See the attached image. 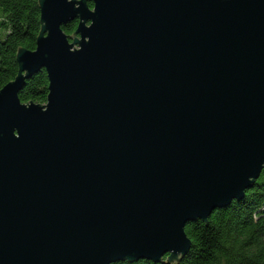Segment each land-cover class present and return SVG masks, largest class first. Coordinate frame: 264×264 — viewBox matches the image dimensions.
Wrapping results in <instances>:
<instances>
[{
	"label": "water",
	"instance_id": "1",
	"mask_svg": "<svg viewBox=\"0 0 264 264\" xmlns=\"http://www.w3.org/2000/svg\"><path fill=\"white\" fill-rule=\"evenodd\" d=\"M38 2L0 91V264L178 263L264 169V0Z\"/></svg>",
	"mask_w": 264,
	"mask_h": 264
},
{
	"label": "trees",
	"instance_id": "2",
	"mask_svg": "<svg viewBox=\"0 0 264 264\" xmlns=\"http://www.w3.org/2000/svg\"><path fill=\"white\" fill-rule=\"evenodd\" d=\"M39 0H0V91L14 80L19 71L20 47L36 49L41 29ZM90 7L94 4L89 2ZM78 20L63 26L72 36ZM49 79L45 70L34 73L25 83L22 102L47 103ZM191 239L189 252L178 262L165 260H121L112 264H264V169L260 178L247 190L242 201L214 211L208 221L197 219L187 227Z\"/></svg>",
	"mask_w": 264,
	"mask_h": 264
},
{
	"label": "rangeland",
	"instance_id": "3",
	"mask_svg": "<svg viewBox=\"0 0 264 264\" xmlns=\"http://www.w3.org/2000/svg\"><path fill=\"white\" fill-rule=\"evenodd\" d=\"M6 37V31L3 27H0V38L4 39Z\"/></svg>",
	"mask_w": 264,
	"mask_h": 264
}]
</instances>
